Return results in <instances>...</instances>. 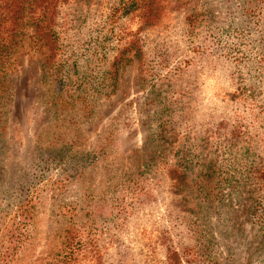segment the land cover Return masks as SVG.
Listing matches in <instances>:
<instances>
[{
  "label": "rangeland",
  "instance_id": "374dc122",
  "mask_svg": "<svg viewBox=\"0 0 264 264\" xmlns=\"http://www.w3.org/2000/svg\"><path fill=\"white\" fill-rule=\"evenodd\" d=\"M43 3L0 97V226L31 203L16 264L67 231L77 264H264V0Z\"/></svg>",
  "mask_w": 264,
  "mask_h": 264
},
{
  "label": "trees",
  "instance_id": "16d2710c",
  "mask_svg": "<svg viewBox=\"0 0 264 264\" xmlns=\"http://www.w3.org/2000/svg\"><path fill=\"white\" fill-rule=\"evenodd\" d=\"M44 0H0V97L4 94L6 84L4 76L6 66L8 65L15 38L19 33L20 21L23 14L26 16L34 6L40 5L47 8ZM44 4L45 6H42ZM41 13L36 18L30 16L27 19H33L31 28L33 37L40 42L41 47L50 51L49 44L54 41L55 33L46 23H40ZM50 55V54H49ZM49 57V56H48ZM238 131L231 130L229 135L235 136ZM250 177L255 178L259 184L264 185V156H258L257 161L249 167ZM30 199L22 198L19 200L13 210L7 213L8 217L3 220L0 226V264H16L18 260L25 255V246L30 241L28 224L32 218ZM86 242L80 236L67 231L60 236L58 243L49 248L40 256L34 258L36 264H77L79 257L84 254ZM164 264H182L176 259L174 251L166 252V261Z\"/></svg>",
  "mask_w": 264,
  "mask_h": 264
}]
</instances>
